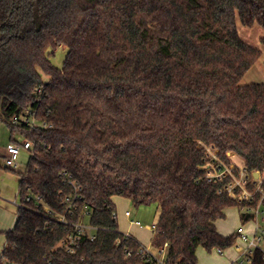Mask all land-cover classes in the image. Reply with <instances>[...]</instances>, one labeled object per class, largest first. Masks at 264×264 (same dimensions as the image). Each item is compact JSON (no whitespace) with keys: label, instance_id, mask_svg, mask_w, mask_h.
<instances>
[{"label":"trees","instance_id":"trees-1","mask_svg":"<svg viewBox=\"0 0 264 264\" xmlns=\"http://www.w3.org/2000/svg\"><path fill=\"white\" fill-rule=\"evenodd\" d=\"M238 21L264 28V0H0V119L35 144L0 264H142L116 195L159 204L152 243H168L171 262L235 244L217 221L234 205L249 215L206 177L203 143L264 170V82H241L264 51ZM27 108L42 125L13 124ZM69 178L81 188L72 213ZM85 211L96 237L67 251Z\"/></svg>","mask_w":264,"mask_h":264},{"label":"built area","instance_id":"built-area-1","mask_svg":"<svg viewBox=\"0 0 264 264\" xmlns=\"http://www.w3.org/2000/svg\"><path fill=\"white\" fill-rule=\"evenodd\" d=\"M12 122L15 125L26 124L25 126L30 129L43 124L37 121L35 114L29 108L22 114L14 116ZM34 146L33 140L29 138L21 143L8 144L5 165L16 167L21 149L26 148L32 151ZM203 147L209 155V162L205 166L207 169L206 177L211 182L219 183L221 186L219 192L242 204L245 208L244 213L247 216L249 215V219L245 222V224H249V227L242 224L234 232L237 234V239L230 248H237L238 252L227 264H257L255 257L258 252L264 258V170L249 171L245 162L237 161L232 152L223 155L208 141L203 143ZM68 183L73 184L75 187L74 194L68 195L66 198V212L70 211L72 213L76 207L74 204L76 199L81 198L79 194L81 188L71 178H69ZM126 214L130 216L132 213L130 210H126ZM66 218V213H63L59 217V221L67 223ZM89 218V211H85L84 216L73 223L74 230L62 241L63 248L70 252L75 251L80 238L85 233L89 232L92 239L96 237L97 227L90 222ZM131 222L133 225L141 226L138 219H132ZM156 224L157 222L151 226L154 235L157 230ZM125 236L133 237L130 233H125ZM167 250L168 243L163 246H154L153 243L152 246H145L140 242L138 253L143 260L142 264H179L168 259ZM215 250L221 255L226 252V249L222 248H215ZM128 255L131 256L132 251H129Z\"/></svg>","mask_w":264,"mask_h":264},{"label":"rangeland","instance_id":"rangeland-1","mask_svg":"<svg viewBox=\"0 0 264 264\" xmlns=\"http://www.w3.org/2000/svg\"><path fill=\"white\" fill-rule=\"evenodd\" d=\"M239 31L241 37L253 46L259 47L264 51V45L260 39L264 36V28L260 25L252 27L243 25L238 21ZM68 48L58 46L51 53L52 62L62 67ZM45 78H47L45 76ZM242 83L251 82H264V53L255 65L247 72L241 81ZM26 135L21 130L11 131L10 126L5 121L0 119V192L4 199L0 204V230H9L8 227L13 218L15 219L18 205L20 203L19 196V181L20 176L18 171H24L30 161L32 151L30 149L22 148L18 158L16 167L7 168L5 166V157L7 155V146L10 143H21L26 140ZM15 139V141H14ZM116 204H118V221L120 230L124 233H132L141 244L145 246H152V239L154 232L152 224L158 221L160 215V206L158 203L153 202L149 204L135 205L131 199L116 195L114 196ZM126 210L131 211V215L126 214ZM245 211V208H242ZM138 219L141 226L133 225L131 220ZM16 221V219H15ZM245 224L240 218V208L236 205L227 208L226 217L217 221L219 231L222 233H234L238 227ZM249 227V224H245ZM3 231V230H1ZM6 240L5 233H0V254L2 253ZM229 251L237 253V248L226 250V255H221L215 249L212 251L207 250L204 246L197 248L198 264H225L229 255Z\"/></svg>","mask_w":264,"mask_h":264},{"label":"crops","instance_id":"crops-1","mask_svg":"<svg viewBox=\"0 0 264 264\" xmlns=\"http://www.w3.org/2000/svg\"><path fill=\"white\" fill-rule=\"evenodd\" d=\"M232 154L234 155V158L237 159V161L242 162V163L244 162V159L242 157H240L238 154H236L235 152H232ZM3 199H4V197H3ZM117 207H118V204H117ZM117 218H118V208H117ZM15 219H16V217H15ZM15 219L13 218L12 223L8 227H13L15 225ZM1 230L4 231V229H1ZM223 234L229 235L231 233H228V234L223 233ZM230 249H232V248H227L226 250H230ZM225 255H226V252H225ZM234 256H235V253L229 251V255H228V258H227V261L225 264H227L229 262V260H231Z\"/></svg>","mask_w":264,"mask_h":264},{"label":"water","instance_id":"water-1","mask_svg":"<svg viewBox=\"0 0 264 264\" xmlns=\"http://www.w3.org/2000/svg\"><path fill=\"white\" fill-rule=\"evenodd\" d=\"M6 166V165H5Z\"/></svg>","mask_w":264,"mask_h":264}]
</instances>
